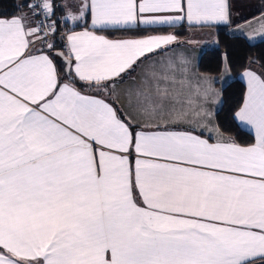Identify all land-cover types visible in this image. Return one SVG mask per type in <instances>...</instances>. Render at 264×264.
<instances>
[{
	"label": "snow or ice",
	"instance_id": "obj_1",
	"mask_svg": "<svg viewBox=\"0 0 264 264\" xmlns=\"http://www.w3.org/2000/svg\"><path fill=\"white\" fill-rule=\"evenodd\" d=\"M15 7L0 13V264H264V76L244 72L246 143L210 123L215 78L184 57L153 61L130 112L111 100L180 43L164 28L230 25L229 0Z\"/></svg>",
	"mask_w": 264,
	"mask_h": 264
},
{
	"label": "crops",
	"instance_id": "obj_2",
	"mask_svg": "<svg viewBox=\"0 0 264 264\" xmlns=\"http://www.w3.org/2000/svg\"><path fill=\"white\" fill-rule=\"evenodd\" d=\"M229 4L231 6V24H219L214 25L213 27H203V28H191L189 29L186 24L184 25H177L175 27H166L164 31L175 32L178 37L180 43L175 45L171 51L166 53H161L158 56L153 57L152 61H146L142 64L139 68L136 69L135 72L131 74V76L126 77L122 82L115 86L114 93L111 97V100L115 102V105L124 109L126 112H130L131 109L127 107L128 100H129V90L134 89L135 85L139 83L142 75L146 71H151L150 65L153 61H159L161 59H178L180 57H184L187 61H189V67L195 71L198 75L207 76L211 78H215L214 88L219 95L215 96L210 100L207 105L208 110L213 114L209 120L210 123L215 124L219 127L217 122V113L221 110L223 105V89L225 86L230 84L234 80V76L232 75L228 64V70L225 71V64L223 65V69L220 74L218 75H209L201 73L199 70V62L203 55V53L208 50L212 49L217 46V39H216V30L220 27H227L228 33L232 36H238L245 38L249 43L255 44L261 41H264V38L260 35V26L259 24L253 20L254 17H260L261 13H264V0H229ZM21 11V10H20ZM22 11H27V9H22ZM20 12L17 13L19 15ZM59 15V14H58ZM253 20L252 24L249 25L245 23L246 21ZM74 25L69 22L68 27L71 28ZM241 27L244 33L252 35L253 39H248L247 35H242L237 28ZM183 27V28H182ZM76 31H80L81 28L76 27ZM117 32H108L104 33L108 35L109 38L112 39H119L124 37H129L123 33ZM188 41H192L189 43ZM157 65V69H158ZM248 70L255 72L258 75L264 76V72L260 71L257 68L251 67ZM240 80L244 82L246 85L247 90V78L244 76V72L240 75ZM80 87L83 86V82L78 84ZM92 94H96L94 91ZM237 124L244 129L245 131L249 132V129L243 126L239 121ZM220 129V127H219ZM222 131V129H220ZM223 132V131H222ZM224 133V132H223ZM250 133V132H249ZM226 136V133H224Z\"/></svg>",
	"mask_w": 264,
	"mask_h": 264
},
{
	"label": "trees",
	"instance_id": "obj_3",
	"mask_svg": "<svg viewBox=\"0 0 264 264\" xmlns=\"http://www.w3.org/2000/svg\"><path fill=\"white\" fill-rule=\"evenodd\" d=\"M20 2L21 0H0V13L17 14L20 10L15 6ZM216 31L217 46L203 53L199 70L204 74L218 75L223 69L225 56L227 57L234 80L223 89V105L217 113V122L224 133L234 136L241 143H246L251 140V135L237 124L234 116L246 92V85L239 77L251 67L264 72V41L251 44L243 37L230 35L227 27L217 28ZM117 33L128 36L144 34L141 32Z\"/></svg>",
	"mask_w": 264,
	"mask_h": 264
},
{
	"label": "built area",
	"instance_id": "obj_4",
	"mask_svg": "<svg viewBox=\"0 0 264 264\" xmlns=\"http://www.w3.org/2000/svg\"><path fill=\"white\" fill-rule=\"evenodd\" d=\"M65 29H64V27L63 26H61V31H64ZM57 39H59V37H57Z\"/></svg>",
	"mask_w": 264,
	"mask_h": 264
},
{
	"label": "rangeland",
	"instance_id": "obj_5",
	"mask_svg": "<svg viewBox=\"0 0 264 264\" xmlns=\"http://www.w3.org/2000/svg\"><path fill=\"white\" fill-rule=\"evenodd\" d=\"M224 64H225V61H224ZM228 64V63H227ZM229 67V66H228Z\"/></svg>",
	"mask_w": 264,
	"mask_h": 264
}]
</instances>
